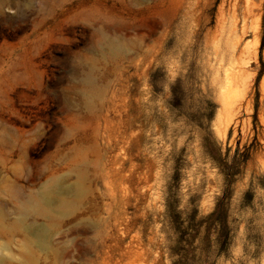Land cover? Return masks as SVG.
<instances>
[{"label":"rangeland","instance_id":"1","mask_svg":"<svg viewBox=\"0 0 264 264\" xmlns=\"http://www.w3.org/2000/svg\"><path fill=\"white\" fill-rule=\"evenodd\" d=\"M184 2L0 0V264H264V0Z\"/></svg>","mask_w":264,"mask_h":264},{"label":"bare ground","instance_id":"2","mask_svg":"<svg viewBox=\"0 0 264 264\" xmlns=\"http://www.w3.org/2000/svg\"><path fill=\"white\" fill-rule=\"evenodd\" d=\"M185 2V4H186V9L184 10V8H183V12L187 15V14H189L190 13V10H191V4H192V2H193V0H184ZM178 2V1H177ZM179 4H180V0H179ZM226 4H228V5H230L231 7H233L232 8V10L233 9H236V8H239L240 9V11H241V14H242V16H243V18H245V17H247V15L249 16V14H251V12H252V6H253V0H221V2H220V7H221V9H223V7L226 5ZM178 7V6H177ZM221 11V10H220ZM224 11V10H223ZM234 11V10H233ZM220 13V12H219ZM223 13V12H222ZM234 14V13H233ZM219 16H222L221 15V13H220V15ZM222 19V18H221ZM220 18L218 19V20H221ZM242 19V18H241ZM247 19V18H246ZM223 20V19H222ZM244 20V19H243ZM235 22V21H234ZM245 25V24H244ZM243 26V25H242ZM243 51V50H242ZM241 56V53H239V57ZM240 59V58H239ZM243 64V63H242ZM237 67V66H236ZM238 70L240 71H243L242 69H243V66H241V64L240 65H238ZM245 70V69H244ZM235 71V70H234ZM238 71V72H239ZM240 73H242V72H240ZM239 73V74H240ZM244 74V73H243ZM247 73H245V75H246ZM227 77V76H226ZM238 77V76H237ZM228 78H229V76H228ZM227 79V78H226ZM264 80V79H263ZM231 82V81H230ZM242 82V81H241ZM262 82V81H261ZM264 82V81H263ZM228 83V82H227ZM233 83V82H232ZM246 83H248V81H245V83L244 84H246ZM243 84V83H242ZM263 85H264V83H262ZM247 84H246V88H247ZM233 87V86H232ZM243 87H244V85H243ZM230 90H231V88H230ZM242 90V89H241ZM245 91V90H244ZM230 92V91H229ZM244 95H245V93H243V97H244ZM227 100H226V102L224 103L223 102V104H225V106L227 105L226 103H227V101H228V98H226ZM231 99V98H230ZM225 100V99H224ZM231 100H233V98L231 99ZM242 99L240 98V99H237V98H234V100H233V107H231V108H234L235 107V109H239L240 108V106H241V103H242V101H241ZM263 100H264V98H263ZM229 102H231V101H228V104H229ZM231 106V104H229V107ZM233 111V110H232ZM226 112V111H225ZM227 113V112H226ZM229 113V112H228ZM229 114H231V113H229ZM220 115V114H219ZM236 115V114H235ZM222 116V115H221ZM224 117V116H223ZM223 117H221V118H223ZM229 117H231V116H228V118ZM228 118H226V119H228ZM218 121H220L219 120V118H218ZM222 121V120H221ZM224 121V120H223ZM228 121H230V119L228 120ZM226 121H224V122H222V123H225ZM220 123V122H219ZM220 125H223V124H221L220 123ZM227 126L228 125V122H227V124H224V126ZM218 130H221L220 129V127H219V129ZM222 130H224V128H223V126H222Z\"/></svg>","mask_w":264,"mask_h":264},{"label":"trees","instance_id":"3","mask_svg":"<svg viewBox=\"0 0 264 264\" xmlns=\"http://www.w3.org/2000/svg\"><path fill=\"white\" fill-rule=\"evenodd\" d=\"M222 199V198H221ZM223 210V208H222V203H221V200L217 203V206H216V208H215V211H214V213L213 214H215L216 212H218V211H222Z\"/></svg>","mask_w":264,"mask_h":264}]
</instances>
